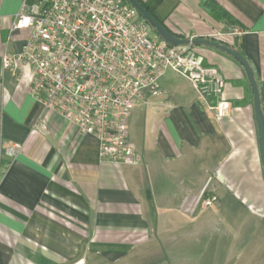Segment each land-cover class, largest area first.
<instances>
[{"label":"crops","instance_id":"crops-1","mask_svg":"<svg viewBox=\"0 0 264 264\" xmlns=\"http://www.w3.org/2000/svg\"><path fill=\"white\" fill-rule=\"evenodd\" d=\"M140 1L185 39L233 30L209 13L205 1L227 12L245 35L224 42L240 43L264 109V0ZM21 2L0 0V264H151L170 262V249L185 258L174 263H197L208 256L197 249L208 248L204 240L214 237L208 222L213 212L264 221L254 93L240 63L195 47L206 65L223 74L230 116L217 120L210 101L190 83L189 89L171 83L169 72L157 95L144 92L136 100L128 121L129 142L140 161L105 163L96 138L81 135L30 96L31 68H20L17 77L3 71L5 53L20 52L31 36L27 29L12 32ZM15 145L21 152L10 158ZM203 195L217 202L201 209Z\"/></svg>","mask_w":264,"mask_h":264},{"label":"built area","instance_id":"built-area-1","mask_svg":"<svg viewBox=\"0 0 264 264\" xmlns=\"http://www.w3.org/2000/svg\"><path fill=\"white\" fill-rule=\"evenodd\" d=\"M25 29L31 31L29 40L20 52L5 53L3 71L17 77L20 68H31L30 96L81 135L96 138L102 162L123 166L140 161L129 142L128 121L136 100L144 92L157 95L169 72L210 101L217 120L232 112L221 71L206 65L193 45L161 42L122 0H22L12 32ZM244 35L234 28L212 39ZM34 128L47 132L43 124ZM21 149L15 145L7 154L15 158ZM216 202L214 195H203L199 206L208 209Z\"/></svg>","mask_w":264,"mask_h":264},{"label":"rangeland","instance_id":"rangeland-1","mask_svg":"<svg viewBox=\"0 0 264 264\" xmlns=\"http://www.w3.org/2000/svg\"><path fill=\"white\" fill-rule=\"evenodd\" d=\"M169 75L172 78L171 83H177L189 89L190 85L184 78L174 76V74H168V77ZM213 213L214 215L210 216L208 222L214 229V237L212 240H204L208 248L197 249L198 253L207 250L206 258H202L197 263H174V261H182L185 258L174 255L179 253V249H170L171 255L166 258L170 262L162 260L151 264H264V221L241 212L237 213L238 215L228 216L221 215L219 212ZM243 225H247L245 230L248 231L245 233L241 231ZM222 241L226 246L224 248L218 246L222 244ZM189 250L184 249L187 254Z\"/></svg>","mask_w":264,"mask_h":264},{"label":"water","instance_id":"water-1","mask_svg":"<svg viewBox=\"0 0 264 264\" xmlns=\"http://www.w3.org/2000/svg\"><path fill=\"white\" fill-rule=\"evenodd\" d=\"M125 1L128 2L133 8H135L137 12L143 17L144 21L156 31L158 36L164 42L168 43L169 45L171 46L201 45L202 47L212 48L233 57L238 63L242 65V67L245 69L247 73L248 79L250 81L254 93L256 120L260 133L261 157L264 167V118L261 111L259 89L257 86V82L253 70L248 64V62L239 53L233 51L232 49H230L225 45L217 44L207 40H197V39L182 40L176 38L170 31L166 30L161 24H159L136 0H125Z\"/></svg>","mask_w":264,"mask_h":264},{"label":"trees","instance_id":"trees-1","mask_svg":"<svg viewBox=\"0 0 264 264\" xmlns=\"http://www.w3.org/2000/svg\"><path fill=\"white\" fill-rule=\"evenodd\" d=\"M125 4L130 5L128 2H126L125 0H122ZM159 24H161L166 30H168L166 28V26H164L157 18L156 16L147 8V6L140 0H136ZM131 6V5H130ZM205 7L206 9L209 11V13L215 17V18H222L224 20H226L229 24H231V26L234 28H237L238 26L236 25V21L227 13L225 12L223 9L213 5V3L211 1H205ZM141 20L144 21L143 17L139 14ZM145 22V21H144ZM151 30L153 32V34L161 41L164 42L156 33V31L151 27ZM169 31V30H168ZM172 33V32H171ZM173 34V33H172ZM176 38L182 39V40H186L185 38H182L178 35L173 34ZM197 40H201V39H197ZM207 41H211L217 44H222L225 45L227 47H229L230 49H232L233 51L239 53L250 65L249 61L247 60V58L245 57L244 53L242 52V50L240 49V43H236L235 46H229L227 43L222 42V41H217L215 39H206ZM166 43V42H164ZM167 45H169L168 43H166ZM171 46V45H169ZM194 47H202L201 45H194ZM250 67L252 68V66L250 65ZM262 115L264 116V109L262 110Z\"/></svg>","mask_w":264,"mask_h":264}]
</instances>
